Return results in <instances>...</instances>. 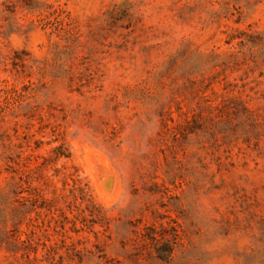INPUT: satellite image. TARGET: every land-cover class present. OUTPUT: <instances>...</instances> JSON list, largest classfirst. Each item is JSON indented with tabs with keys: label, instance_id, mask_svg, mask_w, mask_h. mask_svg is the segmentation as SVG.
I'll use <instances>...</instances> for the list:
<instances>
[{
	"label": "rangeland",
	"instance_id": "obj_1",
	"mask_svg": "<svg viewBox=\"0 0 264 264\" xmlns=\"http://www.w3.org/2000/svg\"><path fill=\"white\" fill-rule=\"evenodd\" d=\"M0 264H264V0H0Z\"/></svg>",
	"mask_w": 264,
	"mask_h": 264
},
{
	"label": "bare ground",
	"instance_id": "obj_2",
	"mask_svg": "<svg viewBox=\"0 0 264 264\" xmlns=\"http://www.w3.org/2000/svg\"><path fill=\"white\" fill-rule=\"evenodd\" d=\"M106 178V177H105ZM105 189V188H104ZM107 191V190H106Z\"/></svg>",
	"mask_w": 264,
	"mask_h": 264
}]
</instances>
